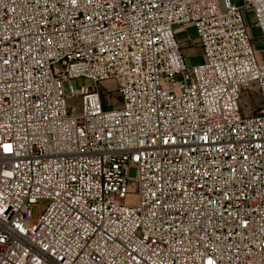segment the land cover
Here are the masks:
<instances>
[{"label": "built area", "instance_id": "1", "mask_svg": "<svg viewBox=\"0 0 264 264\" xmlns=\"http://www.w3.org/2000/svg\"><path fill=\"white\" fill-rule=\"evenodd\" d=\"M252 31L264 0H0V264H264Z\"/></svg>", "mask_w": 264, "mask_h": 264}, {"label": "rangeland", "instance_id": "2", "mask_svg": "<svg viewBox=\"0 0 264 264\" xmlns=\"http://www.w3.org/2000/svg\"><path fill=\"white\" fill-rule=\"evenodd\" d=\"M237 5H242V0H232ZM252 40L254 44V48L256 50L257 56L260 61L264 62V45L260 41V32L259 31H252ZM184 56L187 58V64L190 67L196 66L204 61L203 51L199 45H191V48L187 49L186 55ZM72 84L75 88L79 89L83 86H88L89 82L85 79H79L72 81ZM102 89L104 92L110 91L114 89V85L112 83H105L102 85ZM65 93L68 95L70 93V83L64 84ZM128 177L131 181H135L137 178V169L135 167H131L128 171ZM49 205V202L46 200L41 201L37 206L33 208V219H39L41 212L44 208Z\"/></svg>", "mask_w": 264, "mask_h": 264}, {"label": "crops", "instance_id": "3", "mask_svg": "<svg viewBox=\"0 0 264 264\" xmlns=\"http://www.w3.org/2000/svg\"><path fill=\"white\" fill-rule=\"evenodd\" d=\"M177 40L180 43L183 53L186 55L187 49L191 48V45H199V40L194 28L192 27H179L176 30Z\"/></svg>", "mask_w": 264, "mask_h": 264}]
</instances>
